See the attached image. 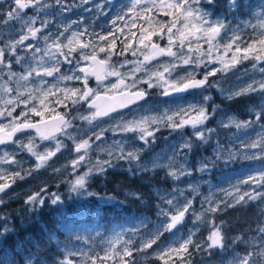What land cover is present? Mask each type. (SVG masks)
Instances as JSON below:
<instances>
[{"label":"snow or ice","instance_id":"snow-or-ice-1","mask_svg":"<svg viewBox=\"0 0 264 264\" xmlns=\"http://www.w3.org/2000/svg\"><path fill=\"white\" fill-rule=\"evenodd\" d=\"M90 2L0 0V206L6 204L4 196L18 180L52 167L49 162L65 151L74 153L73 158L61 167H52V171L69 170L72 178L64 183L68 192L76 195H94L88 191L89 180L127 161L133 175L155 177L163 172V178L172 182L168 188L154 185L150 197L128 193L140 203L151 199L157 219L145 217L134 227L107 238L97 232L99 244L93 237L76 235L75 241H83L87 247H75L69 239L53 264H193L194 253H227L240 244L246 245L243 254L233 250L223 264H264V223L258 225L255 237L247 239L229 237L226 222L218 220V214L229 208L252 201L264 203V167L249 172L246 178L229 181L227 188L210 187L207 193L187 179L197 172L210 173L217 162L264 161V3L254 13L255 23L244 21L235 26L224 19H212V13L200 7L201 0H129L106 33H89L87 27L74 30L73 26L83 25V20H56ZM214 2L206 0L209 5ZM230 7L239 8V0H230ZM53 27L57 31L53 32ZM249 28L251 33H247ZM129 54L135 59H129ZM246 64L251 66L243 67V74L237 75L242 81L238 85L224 88L220 80L211 79L218 74L226 79ZM250 73L261 76L257 79ZM92 79L95 87L89 86ZM211 88L229 102L255 96L257 102L247 109L252 119L241 120L224 112L211 95L205 94ZM153 90L157 96L192 94L200 98L195 103L156 110L148 106L144 114L126 119L123 112L147 105ZM221 113L217 127H209ZM257 127L260 131L247 141L231 133L240 140L238 149L222 145L217 138L211 157L189 163L191 156L213 142L217 128L240 131ZM162 129L179 133L181 143L169 155L145 160L147 148ZM108 132L124 139L105 145ZM61 137L71 141V146ZM133 140L142 141L144 146H136ZM93 152L104 153L107 158L93 159ZM19 153L29 154L33 166L25 168V161L17 158ZM82 168L86 170L81 172ZM245 185L253 186L252 190H245ZM64 200L61 193L41 188L28 195L25 204L35 210L46 201L59 205ZM0 219L6 224V216ZM189 220L193 228L184 231ZM201 227L207 228L208 235L198 238ZM9 231L0 225V238ZM0 264H15V260ZM27 264L33 260L29 258ZM35 264H40L39 259Z\"/></svg>","mask_w":264,"mask_h":264},{"label":"rangeland","instance_id":"rangeland-1","mask_svg":"<svg viewBox=\"0 0 264 264\" xmlns=\"http://www.w3.org/2000/svg\"><path fill=\"white\" fill-rule=\"evenodd\" d=\"M206 0H201L200 7L210 11L212 13V19H224L226 22H229L232 26H235L237 24H243L244 21H251L255 23V17L250 20H244L241 23L239 21L235 23H231V20H228V15L226 12H224V8H221L217 10V8L213 7L214 3L209 5L208 7L204 6L202 2ZM68 3H73V0H68ZM76 4L80 3V0H75ZM129 3V0H91L90 3L83 5L82 7L73 8L72 11L64 12L62 15L56 17V20L61 23H67L72 20H83V25H74V30H82L83 27H87L89 29V33L91 32H101L102 30L106 33L108 30V27L111 24V20L115 18V15L118 11L121 9H124V6ZM102 5V8H97L96 5ZM126 10V9H125ZM254 11L253 13H255ZM29 15H31V10H29ZM254 16V14H253ZM161 19H165L163 16H161ZM238 20V19H237ZM135 31V29H133ZM52 31L55 32L57 29L55 27L52 28ZM127 31V30H126ZM252 30L249 28L247 29V33H251ZM3 35L5 38L8 37L9 32L5 28L3 29ZM87 38V37H86ZM245 39H248V35H245ZM119 45V41L117 42ZM103 55V54H101ZM129 59H135L134 57H131L129 54ZM250 64H246L242 66L241 69L238 70L237 73H229L226 79H222L220 74H218L216 77L211 78L213 81L220 80L224 88H229L233 85H238L242 83L241 80L237 79V75L243 74V67H250ZM17 71H20V66H15ZM64 71L67 70V68L62 69ZM126 69L122 70L125 71ZM199 71H204V69H200ZM180 74V73H177ZM249 75H255L257 79L260 78L261 74L259 73H250ZM248 76H243V80L247 81ZM51 80V78H48ZM77 86L79 84L77 83ZM89 86L95 87L96 83L95 80L92 79L89 81ZM206 95H211L215 102L221 106V108L224 110V112L228 114H235L239 119L245 120V119H252V115L250 112H247L248 107L251 104H254L257 102L256 97H251L250 100L253 98L254 101H249L250 104L244 103L243 105H240L238 108L241 110L243 108V114L237 115V112L232 110L228 103L222 102L220 99H223V97L220 95L219 91L215 88L208 89V91L205 93ZM200 97L198 95H192V94H186L183 97H163V96H157L155 95V90H153V95L149 97L148 104L142 105L137 108H133L132 110H125L123 112V115L126 119H131L133 116H138L140 114L145 113V109L148 106H151L154 110L156 109H162L164 107H168L169 105L175 106V104H187V103H195ZM224 100V99H223ZM83 110V109H82ZM19 111V109H18ZM246 112V113H244ZM218 114L217 117L209 122V127L216 128V120L220 119V115ZM246 115V116H244ZM75 123L80 124L84 127V122L82 121H76ZM101 126L106 127L107 124H103ZM219 129L217 128V134L213 137V142L208 146V148H201L198 150L197 153H195L193 156L189 158V163L196 164L202 157H211L213 153V149L215 147V139H219L222 143V145H226L229 148H235L238 149L240 147V140L247 141L250 137L255 138L256 132L260 131V129L257 127L256 129H248V130H240L237 131L236 129H230L225 130L222 129L221 132H219ZM99 130L98 128L96 129ZM187 134L190 135V129L185 130ZM236 132L237 135L240 136V140H236L231 133ZM62 139H65V142L68 143L71 146V141H68L66 138L61 137ZM118 139H124L121 135H114L111 132L106 133V137L104 139L105 145H110L113 140ZM131 139V138H129ZM136 146L143 147V142L139 140H133L132 141ZM47 143V142H46ZM99 143V142H97ZM181 143V136L179 133H172L168 129H162L157 134V139L155 142L152 143L151 147L147 148L146 154L144 159L147 160L149 157L155 156V155H169L171 153V150L174 146ZM205 149H209V153L205 152ZM41 151L43 150V146H41ZM253 152H256L258 150H251ZM74 153H69L65 151L63 154H58L57 157L53 158L52 161L49 163L52 165V167H61L66 161L73 158ZM93 159L99 158H107L106 154L100 153V152H93L92 153ZM18 159H23L25 161L24 167L29 168L33 166V160L27 153H19L17 156ZM5 167H8L7 165ZM52 167H48L46 169H40L39 171H36L32 174V176L27 177L25 180L20 181L18 180L16 184L12 186V188L8 191V193L4 196V199L6 201V204L4 206H0V216H6L7 222L5 224V221L0 219V225H5L7 228L11 229L13 224L12 221L15 219L21 220V218L25 217L26 213H33L37 211V207L35 210H33L31 207L25 204V200L27 199L28 195L33 194L37 191H39L41 188H47L48 192L50 193H61L65 199L68 200H84L87 198L88 195H76V194H70L68 192V185L64 183V181H67L71 179L72 177L68 174L69 170H65L62 173H54L52 171ZM130 167L129 163L127 161H120L115 168H110L108 170L111 171H117V170H125L127 172L128 168ZM261 167H264V161L260 160H248L245 161L243 159H238L234 163L230 164H223V162H217V166L215 168H212L210 170V173H199L197 172L194 176L188 177L187 179L189 181H192L193 183H198L200 185V189L202 193H207L209 188H227L229 187V181L235 182L237 179L240 178H246L247 174L249 172L255 173L257 169H260ZM86 169L82 168L81 172ZM129 174L133 175L131 172ZM138 175H145L144 173H138ZM151 176V174H148ZM134 176V175H133ZM100 177V176H98ZM94 177H92L89 180V184L91 181H93ZM180 186L184 187V183L180 182ZM251 185H245L243 188L245 190H252ZM89 191V188H88ZM263 191V190H262ZM218 196H222V193H217ZM202 199V197H201ZM65 201V200H64ZM105 203L114 202L115 198L113 196H107L102 197L100 200ZM61 205V204H59ZM59 205H52L50 201H46L45 205L43 207L51 208V210L55 209H61L63 208V213L59 215L58 219L62 221L66 217L65 208L64 206ZM66 205V202H65ZM57 206V207H52ZM243 206V205H238ZM199 205L197 204V208ZM231 209V208H229ZM227 209V210H229ZM221 214H218V216ZM52 216L56 217V214L54 213ZM145 218V217H144ZM152 220H156L157 217H150ZM143 219V218H142ZM141 218H133L131 220H128L126 222H121L120 224L113 225L114 227L111 229V231L108 234H102V230L96 226H92L91 228L83 229L84 227H78L74 228L72 225L75 223H71V225H67L64 227V240L59 241L58 247L59 250L62 252L64 250V245L68 243L69 239H71L74 243L75 247H82L86 248L87 245L83 243V241H75V236H85V237H93L95 239V242L99 244L101 240V236H96V233L99 232L102 234L103 238L110 237L114 235L116 232L123 231L125 229H129L134 227L136 224L139 223ZM264 223V222H263ZM98 226L99 224L96 223ZM72 226V227H71ZM72 228L71 231H68V228ZM100 227V226H99ZM80 228V229H79ZM193 228L192 222L189 220V222L185 225L184 231H187L188 229ZM67 231V234L65 233ZM258 234V233H257ZM257 234H254L252 236L247 237V239H251L255 237ZM208 235V230L206 227H201V230L198 234V238L200 237H206ZM3 238H0V249L3 247ZM235 250L236 252H241V250L238 247H235V249L230 248L229 252H219L217 251L214 255H208L205 252H199V254L193 255L192 260L193 264H223V261L225 258H230L229 253ZM219 255L220 258L218 260L211 258L213 256ZM9 260V258L1 256L0 260ZM151 261H143L142 264H150ZM43 264H53V263H43Z\"/></svg>","mask_w":264,"mask_h":264},{"label":"trees","instance_id":"trees-1","mask_svg":"<svg viewBox=\"0 0 264 264\" xmlns=\"http://www.w3.org/2000/svg\"><path fill=\"white\" fill-rule=\"evenodd\" d=\"M222 1L226 2V0ZM242 104V102H233L228 106L243 114V108L241 110L238 108ZM221 130L219 129V132ZM205 147L208 148V146ZM208 150L205 149V152L209 153ZM163 176V172L155 177L148 174L133 176L125 170H108L103 176H94L89 184V192L94 195H88L84 200L70 201L66 198L59 205L64 206L66 213L62 221L58 219V216L63 213V208L51 210L48 207H40L33 213H26L21 220L18 218L13 220L12 228L3 237L0 257L4 256L9 260L14 258L15 264H27L29 258L33 260V264L37 259L40 264L53 263V258H59L61 254L58 242L64 240V227L71 223H75L72 225L74 228L83 226V229L91 228L95 224L94 226L102 230V234H108L114 224L133 218L155 217L156 208L151 199L147 204L140 203L128 193L139 192L145 197H150L154 185L162 188L171 186L172 182L165 180ZM107 196H113L115 201L110 203L100 201L102 197ZM54 213L56 217L52 216ZM218 220L226 222L225 232L229 237L247 238L257 234L258 225L264 222V203L252 201L246 205L231 208L219 215ZM71 227L67 230L71 231ZM65 233L67 234V231ZM245 247V244H240L238 248L242 252ZM196 254L199 253L193 255ZM219 258L220 256L216 254L211 260Z\"/></svg>","mask_w":264,"mask_h":264},{"label":"flooded vegetation","instance_id":"flooded-vegetation-1","mask_svg":"<svg viewBox=\"0 0 264 264\" xmlns=\"http://www.w3.org/2000/svg\"><path fill=\"white\" fill-rule=\"evenodd\" d=\"M220 1V2H219ZM240 7L239 8H231L230 7V0H226L224 3L222 0H215L213 7L221 9L224 8V12L228 15V20H231V23H235L239 21L240 23L244 20H250L253 19V12H258L260 10L259 5L264 3V0H239ZM202 4L206 7H208V3L206 1L202 2ZM238 19V20H237ZM255 97V96H253ZM248 98L239 99L238 101H227L228 104H231L233 102H245ZM2 147V146H0Z\"/></svg>","mask_w":264,"mask_h":264},{"label":"water","instance_id":"water-1","mask_svg":"<svg viewBox=\"0 0 264 264\" xmlns=\"http://www.w3.org/2000/svg\"><path fill=\"white\" fill-rule=\"evenodd\" d=\"M172 97H177V96H172Z\"/></svg>","mask_w":264,"mask_h":264}]
</instances>
